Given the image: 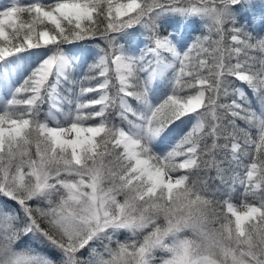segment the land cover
Returning a JSON list of instances; mask_svg holds the SVG:
<instances>
[{
  "label": "snow or ice",
  "instance_id": "obj_1",
  "mask_svg": "<svg viewBox=\"0 0 264 264\" xmlns=\"http://www.w3.org/2000/svg\"><path fill=\"white\" fill-rule=\"evenodd\" d=\"M0 264H264V0H0Z\"/></svg>",
  "mask_w": 264,
  "mask_h": 264
},
{
  "label": "trees",
  "instance_id": "obj_2",
  "mask_svg": "<svg viewBox=\"0 0 264 264\" xmlns=\"http://www.w3.org/2000/svg\"><path fill=\"white\" fill-rule=\"evenodd\" d=\"M178 22H183L182 18H180V17H174V18H166V19H165V23L170 25L169 30H171V27H175L176 24H177ZM128 31H130V32H134V33H138L139 31H142V29H140V28L137 26V28L130 29V30H128ZM81 43H89V42H81ZM91 43H92V44H93V43H101V44H102L103 42L97 40V41H95V42H91ZM66 46H67V45H66ZM66 46H65V47H66ZM238 123L240 124L241 127H246V126L244 125L243 121H238ZM212 175H215V173L213 172ZM215 183H216V184H219V181H216ZM121 238H123V237H121Z\"/></svg>",
  "mask_w": 264,
  "mask_h": 264
},
{
  "label": "rangeland",
  "instance_id": "obj_3",
  "mask_svg": "<svg viewBox=\"0 0 264 264\" xmlns=\"http://www.w3.org/2000/svg\"><path fill=\"white\" fill-rule=\"evenodd\" d=\"M5 2H6V0H5ZM87 47H92V45H91V46H87ZM89 62H91V61H89ZM78 71H79V70H78ZM83 71H87V69L84 68Z\"/></svg>",
  "mask_w": 264,
  "mask_h": 264
}]
</instances>
